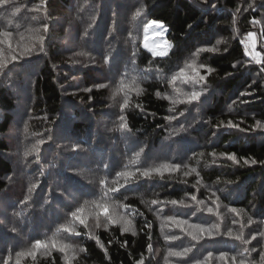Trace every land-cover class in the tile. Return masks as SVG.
I'll return each instance as SVG.
<instances>
[{
  "label": "trees",
  "instance_id": "1",
  "mask_svg": "<svg viewBox=\"0 0 264 264\" xmlns=\"http://www.w3.org/2000/svg\"><path fill=\"white\" fill-rule=\"evenodd\" d=\"M253 33L264 0H0V264H264Z\"/></svg>",
  "mask_w": 264,
  "mask_h": 264
},
{
  "label": "rangeland",
  "instance_id": "2",
  "mask_svg": "<svg viewBox=\"0 0 264 264\" xmlns=\"http://www.w3.org/2000/svg\"><path fill=\"white\" fill-rule=\"evenodd\" d=\"M251 39L250 43L254 45V33L251 34ZM143 45L149 52L156 56L167 55L172 48V45L167 38V27L159 22H149L144 29ZM249 51L247 50L248 53ZM67 132L68 130L65 129L63 134L67 136Z\"/></svg>",
  "mask_w": 264,
  "mask_h": 264
},
{
  "label": "clouds",
  "instance_id": "3",
  "mask_svg": "<svg viewBox=\"0 0 264 264\" xmlns=\"http://www.w3.org/2000/svg\"><path fill=\"white\" fill-rule=\"evenodd\" d=\"M94 20H95V17L93 18ZM89 27H91V25H89ZM47 31H48V26L47 25H44L43 26V32L45 33V35H40L39 37H38V42H39V50L40 51H44V42H45V40L47 39V36H46V33H47ZM85 35H87V31H85ZM31 49H25V50H23V51H21L20 52V55L21 56H25V55H30L31 54ZM16 59V57L15 56H13L12 57V60H15ZM106 63H107V61H106ZM7 65L5 64L4 65V67H6ZM0 73H2V68H0ZM157 95L159 96V93H157ZM201 95V93H193L192 95H191V100H197V99H199V96ZM168 97H165V99H167ZM180 115H184V113L183 112H181L180 113ZM169 119H173V118H169ZM257 125L259 126V127H261V128H264V125H260L259 124V122H257ZM124 127H127V125L125 124L124 125ZM141 151H143V149H141ZM148 173L146 172L145 173V175H147ZM249 223H252V221H251V219L249 220ZM202 231H205V232H207L208 233V235H209V237H212V235H213V233L211 232V231H209V230H207V229H202ZM133 234H135V233H133ZM190 235H191V233H190ZM227 235H229V236H232L233 235V233L231 232V231H229L228 233H227ZM241 237H237V239H240ZM172 239H176V237H173ZM194 239H199L198 237H194ZM253 239H255V237H253ZM245 243H250V241H245ZM192 249H185L183 252H171L170 253V255H175V256H184V255H186L188 252H190ZM211 255V253H209V256Z\"/></svg>",
  "mask_w": 264,
  "mask_h": 264
},
{
  "label": "built area",
  "instance_id": "4",
  "mask_svg": "<svg viewBox=\"0 0 264 264\" xmlns=\"http://www.w3.org/2000/svg\"><path fill=\"white\" fill-rule=\"evenodd\" d=\"M242 44L247 48L248 51L250 50L249 54L254 62H256L257 64H261L264 61L263 54L255 51L253 45L250 42L244 41Z\"/></svg>",
  "mask_w": 264,
  "mask_h": 264
},
{
  "label": "bare ground",
  "instance_id": "5",
  "mask_svg": "<svg viewBox=\"0 0 264 264\" xmlns=\"http://www.w3.org/2000/svg\"><path fill=\"white\" fill-rule=\"evenodd\" d=\"M264 68V67H263ZM263 71H264V69H263Z\"/></svg>",
  "mask_w": 264,
  "mask_h": 264
}]
</instances>
